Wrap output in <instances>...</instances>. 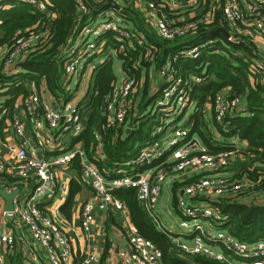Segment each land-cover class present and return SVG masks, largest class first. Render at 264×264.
Instances as JSON below:
<instances>
[{
  "label": "built area",
  "instance_id": "built-area-1",
  "mask_svg": "<svg viewBox=\"0 0 264 264\" xmlns=\"http://www.w3.org/2000/svg\"><path fill=\"white\" fill-rule=\"evenodd\" d=\"M10 1V0H8ZM36 4L45 10L46 6L39 0H18ZM102 3L105 0H94ZM136 9L141 11L149 27L156 35L167 41L191 38L196 35L200 24L209 25L213 22L216 12L221 9L227 25V40L231 43H242L247 40L257 47V43L264 38V15L261 14L264 0H189L177 3L175 0L167 5L178 11H189L192 14L189 20L171 21L160 12L156 0H132ZM116 5L114 8H102L94 23L86 25L76 36L75 42L68 41L63 50L65 57V81L70 91L73 78L84 73L90 62L101 52V38L106 33H113L118 40L128 43L131 51L146 50V36L126 26L122 17V8L119 0H108ZM160 2L165 3L163 0ZM80 11L87 13V7L79 2ZM166 4V3H165ZM81 23L79 19L76 26ZM77 32V28L74 33ZM48 30L33 29L25 34L18 33L11 46L0 49V62L5 60V67H13L15 62L26 53L35 50L47 40ZM211 43V42H210ZM204 44L185 49L181 56L189 59H199ZM151 49L146 56L152 62ZM122 54L123 51H122ZM177 60V56L173 58ZM254 75H264V61H255L251 67ZM157 78L164 82L160 95L150 105L148 115L160 116L159 127L156 130L169 132L166 139L159 141L149 140L138 151L137 155L128 164L131 170H117L111 177L102 173L93 160L86 159V152L81 148L71 149L56 155L50 160L38 157L27 147L26 133L30 126L37 142L44 148L63 147L61 139L53 133L77 137L85 130L87 123V110L85 104L66 102L57 105L46 96L39 93L36 86L27 98H22L21 103H15V108L21 111L15 116L12 125L14 133L22 141V145L9 146L13 160L3 159L0 153V173L22 182L36 181L31 201L48 202L61 193L67 195V184L60 182L56 170L69 168L76 158L80 159L81 171L85 181H88L93 198L85 202L81 209V228L89 232L96 223V214L105 213L111 209L125 211L124 202L115 197L119 190H135L137 199L143 210L154 223H161L157 207L162 197L163 185L170 175L179 178L186 173H216L212 177H203L185 188L184 194L178 198L177 203L184 220L180 228L185 231L190 240L186 242L180 236H172V242L180 254L188 256H202L222 264H234L226 253L215 251L214 246L219 245L228 255L240 259L248 264H264V241L252 244L242 242L231 236L223 229L215 228L223 220L221 211L209 204L195 202L190 204L187 199L198 200L219 199L229 192L241 191L248 182H232L222 177L218 172L227 168L240 153L237 146L229 151L212 154L198 139L193 138L191 131L180 123L189 110L198 103L193 97L196 87L206 83L205 73L180 74L167 62L157 73ZM143 79V78H142ZM140 83L136 77L127 76L120 82H114L109 96L104 103V128H112L116 124L126 121L134 95L138 92ZM3 88L0 85V90ZM4 91V90H2ZM242 104V97L229 98L225 94H218L213 102L215 120L222 123L227 114L234 113ZM6 108L0 103V118L5 115ZM49 132V134H46ZM51 135V136H50ZM155 135V134H154ZM94 138L98 143L99 159H105L102 152L101 128L95 131ZM55 141V142H54ZM144 167V169H143ZM109 177V178H108ZM59 190H58V186ZM3 189L8 192L17 191L16 182H3ZM13 211H5L7 221L14 220L19 226L25 227L32 243L28 247L27 263L38 264L40 261L38 247L47 250L51 264H76L70 247V239L60 226L59 222L48 215L35 204L27 203L24 209L16 198L13 202ZM128 248L118 252L121 264H162V253L150 240L141 236L133 227L129 228ZM170 235L169 233H166ZM171 236V235H170ZM17 242L13 234L0 228V264H9L6 256L15 255ZM101 255L98 252H88L83 255L80 264H99Z\"/></svg>",
  "mask_w": 264,
  "mask_h": 264
},
{
  "label": "trees",
  "instance_id": "trees-1",
  "mask_svg": "<svg viewBox=\"0 0 264 264\" xmlns=\"http://www.w3.org/2000/svg\"><path fill=\"white\" fill-rule=\"evenodd\" d=\"M39 1L45 4V10L40 9L36 4L25 1H0V49L4 46H11L18 33L25 34L26 31L33 29L48 30L49 32L48 38L43 44L15 62L12 67L13 74L4 72V69L8 68L5 67V60L0 62V85L8 92L7 94L12 96L7 102V105L11 107L19 97L27 98L29 96L31 89L28 85L31 84H34L37 89L41 85H45L47 91L59 104L72 101L74 93L67 90L68 84L65 81L63 50L67 47L70 39L75 42L77 34L86 25L94 23L102 8L108 6V0L102 3H97L94 0ZM78 1L87 7L86 14L80 11ZM119 1L126 26L137 32H143L146 36V50L143 48L136 52L129 50L128 43L118 40L113 33L104 34L101 41L116 50L122 57L124 71L129 76L136 77L140 87L142 90L144 89L143 92L148 90L146 77L148 78L150 75L149 68H153V71L158 73L161 67L170 61L171 66L180 74L205 73L208 78L206 83L196 87L193 92V97L200 101L198 105L210 103L213 108L214 99L220 93L229 98L242 97V104L236 112L227 114L222 123H218L214 117V123L222 136L226 138L237 136L248 145V148L240 149L236 159L228 166L232 167H227V170L222 169L218 174L222 176L221 173L224 171L231 172V178L222 177L232 182H248V186H245L241 191L229 192L219 199H207V202L221 211L223 220L220 228L231 236L239 241L252 244L264 241V81L251 71L253 63L263 58L256 54L255 45L247 40L239 44L227 40L221 31V29H227L221 9L216 12L212 23L206 26L200 24L193 37L167 41L160 39L152 31L141 11L135 8L132 0ZM156 1H158L160 12L166 15L169 20H178L180 11L172 9L160 0ZM188 1L175 0L177 3ZM260 12L264 15V6ZM183 14L186 15V18L180 17L182 20L190 19L189 11H185ZM79 19L81 23L77 27ZM76 28L77 32L74 33ZM202 44L205 47L199 59L194 60L181 56V52L185 49ZM149 48H152L150 53L152 62L147 56L146 61L144 58ZM122 51L124 54H121ZM238 52H242L243 56ZM175 56H177V60L174 61ZM108 71L111 72V70ZM103 74L97 80L98 90L89 100L90 112L85 130L75 139V142H83L86 154L95 153L98 143L94 134L101 128L102 152L105 159L100 160L97 155L94 159L90 155V158L102 173L106 176L109 174L111 177L117 170L128 172L131 170L128 164L140 150L138 144L146 139L151 140V134L143 121L144 118L140 117L145 115L148 110L146 104L144 105V102L137 103V101L133 102L124 123L103 129L104 103L115 81L112 72L107 73L106 76ZM251 80L253 81L251 82ZM143 92L140 93L139 90L133 98H143ZM135 111L140 114L139 117L135 116L137 118L133 117ZM200 116L202 115L194 114L192 122L189 123V125L192 124L191 135L198 133L204 137L205 147L212 154L234 149V145L230 144L213 146L210 137L207 138L203 134L204 125L200 122ZM129 122L131 125L129 127L133 128L135 125L136 129L126 133ZM114 195L124 202L129 210L137 232L159 248L162 253V264H190L188 260L180 257L181 254L174 246L170 236L156 228L142 209L135 190H119ZM105 257L104 253L101 264H104ZM192 262L194 264H222L202 256H193ZM23 264L25 263L23 262Z\"/></svg>",
  "mask_w": 264,
  "mask_h": 264
},
{
  "label": "crops",
  "instance_id": "crops-1",
  "mask_svg": "<svg viewBox=\"0 0 264 264\" xmlns=\"http://www.w3.org/2000/svg\"><path fill=\"white\" fill-rule=\"evenodd\" d=\"M1 1V0H0ZM166 4L169 2H173L174 0H163ZM113 7V6H111ZM109 8V7H106ZM114 8V7H113ZM185 11L178 12L179 20L180 17L185 19L186 15H184ZM190 17L192 14H189ZM153 31V30H152ZM155 32V31H154ZM256 54L260 56V58L264 59V38H262L256 45ZM109 46H106L105 49L109 50ZM122 54V53H121ZM99 58V63L95 65L96 59ZM104 53L99 54L96 56L87 67L84 73L79 74L78 76L74 77L72 82L70 83V90L73 91L74 97L72 101L73 103L80 104L82 100L83 104L85 103V107L89 104V100L91 99L92 95L98 90L97 81L94 84V79L98 78L108 70H111L112 74L114 75V71L112 68V63L108 64L107 60H105ZM259 59V60H263ZM104 60V61H102ZM102 61V62H101ZM106 64L102 66L103 63ZM118 71L116 72L117 78L114 76V82H120L122 79L128 76V74L123 69L122 61H119ZM6 74H13V68L8 67L4 69ZM150 75L148 78L150 79V83L148 84V90L146 91V95L141 98H137L138 102H144L146 106V114L140 116L145 122L146 127H148L150 131L151 140L166 139L169 135V132L163 130L161 133L157 134L154 128L149 125V121L151 122V117L148 115L149 107L157 98L156 95L159 94L160 89L164 86V82L157 78V72L153 71V68H149ZM143 78L145 77L144 72L142 73ZM147 80V77H146ZM253 80H251L252 82ZM74 86V87H73ZM149 86L151 87L149 89ZM28 87L32 89L31 85ZM4 90V91H2ZM0 90V97L3 98L2 102L6 108V113L0 118V153L3 159L7 161L13 160V154L9 150V146H19L22 145V141L18 139L14 133L12 121L15 116L20 115L21 111L15 108V103L22 101V98L19 97L11 107L7 105V102L12 98L11 95L7 94L8 92L5 89ZM39 93H42L43 96H46L52 103L57 105L59 104L56 99L47 91L45 85H41L38 89ZM196 102L199 104V100L195 98ZM146 102V103H145ZM1 103V101H0ZM65 104V103H63ZM140 105V104H139ZM138 106V104H137ZM136 108V107H135ZM193 114H200V122L203 123V134L205 137H210L211 144L213 146L219 147L224 144L235 145L241 149L248 148V145L245 141L240 140L237 136H233L231 138H226L222 136L214 123V111L211 107L210 103H206L204 105H197L195 108H192ZM200 110H202L200 112ZM190 111V110H189ZM89 110H87V121L89 119ZM137 115L139 117V112H134V118ZM21 116V115H20ZM146 117V118H145ZM192 117H189L187 123L183 125H189L192 122ZM132 124V123H131ZM138 124V123H137ZM130 122L127 124V129H136L134 125L133 128L129 127ZM192 125V124H191ZM131 126V125H130ZM135 127V128H134ZM126 129V130H127ZM46 134H49L46 130ZM59 133H53L55 137L62 140L63 147L58 148L49 147L44 148L40 146L37 142L36 136L31 129L28 127L26 133V140H27V147L30 151L34 152L38 157L44 158L45 160H50L56 155L60 154L61 152L81 148L85 150L83 142H75V139L78 137H71V135H65L62 138L58 135ZM196 134V136H195ZM51 136V135H50ZM193 138L198 139L203 145H205L204 137L200 136L198 133L192 134ZM147 140V139H146ZM146 140L138 144L139 149H141ZM205 140H207L205 138ZM149 141V140H147ZM55 142V141H54ZM206 146V145H205ZM101 153L98 149L95 153L86 154V159L92 160ZM92 159L90 158L91 156ZM99 159V158H98ZM230 168V167H228ZM228 168H225L227 170ZM144 169V167H143ZM224 171V170H223ZM212 173V172H211ZM209 172H202V173H186L184 175H179V178L174 179L176 176L170 175L167 181L163 185L162 197L160 199L159 205L157 207V213L161 219V223L157 224L154 223L156 228L163 233H169L170 237L172 236H180L182 240L188 242L190 237L188 234L180 228V222L184 220V216L181 214L180 209L178 207L177 200L184 194V190L188 187L191 183L197 181L200 178L208 177L211 174ZM56 174L58 176L59 181L65 182L67 184V195L62 196L59 192L48 202L37 201L32 202V194L36 187V181H28L22 182L16 178H11L6 174L0 173V228L3 230H7L13 234L16 239L17 247L15 255L13 256H6L7 262L9 264H25L27 263V253L28 247L32 243V238L29 235L28 230L25 227L19 226L14 220L7 221L4 217V212L6 211L7 201L3 196V192H8L3 189V182H16L19 185V189L17 196L15 197L21 203V208L24 209L27 203L35 204L42 210H44L48 215L53 216L63 228L64 232L70 239V247L72 250V254L76 264H80L83 255L88 252H98L101 256L99 264H101L103 255L105 253V262L104 264H121L118 259V252L120 250H125L128 248V233L130 232L129 228H135L134 224L132 223L129 210L126 208L125 211H115L114 209L109 210L108 212L101 213L98 212L96 214V223L92 227V229L87 233L84 232L81 228V209L85 202L91 200L93 198L92 189L88 183L85 181L81 171V164L80 159L76 158L73 164L67 169H60L56 170ZM222 176L230 177L231 172H222ZM58 186V184H57ZM59 190V186L57 187ZM73 192V194H72ZM183 192V194H181ZM264 200V198H263ZM207 199L200 198L198 200H191L187 199V202L193 204L195 202L198 203H208ZM142 207V206H141ZM143 209V208H142ZM221 224H217L215 228L221 229ZM136 229V228H135ZM168 235V234H167ZM215 251L220 253H226V255L230 258V260L234 264H248L251 261L242 262L240 259L236 257H232L228 255L225 249L219 245L214 246ZM40 261L38 264H51L49 260L48 252L43 247H38ZM182 259H186L190 262V264H194L192 262V256L182 255L180 256ZM236 260H240L241 263H237Z\"/></svg>",
  "mask_w": 264,
  "mask_h": 264
},
{
  "label": "rangeland",
  "instance_id": "rangeland-1",
  "mask_svg": "<svg viewBox=\"0 0 264 264\" xmlns=\"http://www.w3.org/2000/svg\"><path fill=\"white\" fill-rule=\"evenodd\" d=\"M105 42L103 41V43L101 44V52H100V54H102V53H104V57H106V59L105 60H107V59H109V60H107V62H108V64H110V63H112V68H113V71H114V76L117 78V74H116V72L118 71L117 69H118V65H119V61L121 60L122 61V57L121 56H119V54L116 52V50H114L113 48H109V50L107 51V49H105ZM238 54L239 55H241V56H243V54H242V52H238ZM97 61L95 62V65H97L98 63H99V58H97L96 59ZM259 60V59H258ZM102 61H104V60H102ZM101 61V62H102ZM110 62V63H109ZM106 64V62L105 63H103L102 64V66H104ZM107 73H111L110 71H107V72H105L104 74H103V76H106V74ZM259 78L260 79H263V81H264V75H262V74H259ZM148 79V84L150 83V79L151 78H147ZM97 81V78H95L94 79V84H95V82ZM74 87V86H73ZM151 87L149 86V89H150ZM140 90V93H142L143 92V90H142V87H139L138 88V91ZM143 94H144V96L146 95V92H143ZM160 94V93H159ZM138 97V96H137ZM134 99V98H133ZM132 99V103H131V107H132V105H133V102L135 103L136 101H137V98L136 99H134L133 100ZM85 100V99H84ZM84 100H82L81 101V104L83 105V101ZM0 101H1V103L2 102H4L3 101V98L2 97H0ZM142 103V102H141ZM140 103V104H141ZM85 104V103H84ZM131 110V109H130ZM134 113V112H133ZM194 114H193V110H190V111H188L187 112V114L184 116V117H182V119H181V121H180V123L179 124H181L182 126L183 125H185L186 123H187V121H188V119H189V117H191V116H193ZM139 116H140V114H139ZM150 117L152 118L151 119V122L149 121L148 123H149V125H151V127L152 128H154V129H156V130H162L164 127H159V119H160V116H157V117H154L153 115H150ZM187 128L191 131V129H192V125H187ZM195 136H196V134H195ZM230 167H232V166H230ZM209 173H211V172H209ZM216 174V173H215ZM210 176H208V177H212V176H215L214 175V173H211V174H209ZM253 244H255V243H253ZM249 245L251 246L252 245V243H249ZM236 262L237 263H241V261L240 260H236Z\"/></svg>",
  "mask_w": 264,
  "mask_h": 264
},
{
  "label": "water",
  "instance_id": "water-1",
  "mask_svg": "<svg viewBox=\"0 0 264 264\" xmlns=\"http://www.w3.org/2000/svg\"><path fill=\"white\" fill-rule=\"evenodd\" d=\"M111 6L115 7L116 5H114L113 3H109L107 7H111ZM221 31L225 35H227V32L225 30L221 29ZM130 132H131V129L126 130V133H130ZM17 194H18V192H12V193L3 192V196L7 201L6 211H8V212L13 211V209H14L13 202H14V199L17 196ZM181 194H183V192Z\"/></svg>",
  "mask_w": 264,
  "mask_h": 264
}]
</instances>
